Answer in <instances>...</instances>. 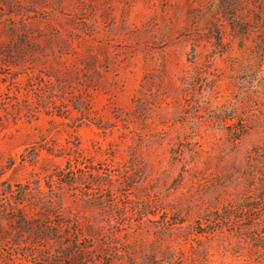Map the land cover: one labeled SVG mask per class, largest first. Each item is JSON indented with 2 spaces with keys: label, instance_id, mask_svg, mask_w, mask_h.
Instances as JSON below:
<instances>
[{
  "label": "rangeland",
  "instance_id": "1",
  "mask_svg": "<svg viewBox=\"0 0 264 264\" xmlns=\"http://www.w3.org/2000/svg\"><path fill=\"white\" fill-rule=\"evenodd\" d=\"M263 22L264 0H0V181L16 188L39 179L46 189L47 176L67 161L114 179L131 174L136 186L121 195L125 209L118 224L112 221L116 245L132 251L137 264L149 263L155 236L147 217L159 215H141L130 199L139 208L145 193L153 203L203 201L233 174L225 131L210 116L234 110L264 119ZM24 43L25 59L19 53ZM92 55L101 69L96 87H86L80 71L67 80L73 94L64 100V114L54 107L31 112L38 99L28 82L33 72L69 73ZM162 65L181 93L194 85L190 95H180L182 120L170 126L116 118L132 107L143 76ZM78 88L88 92L89 114L70 101ZM148 102L154 103L152 95ZM166 102L173 104L170 97ZM162 128L167 131L157 133ZM33 150L31 163L26 155ZM70 193L66 210L92 221L98 210L73 202ZM172 245L185 251L181 264H189L190 241L177 238ZM208 262L264 264L233 236L213 239Z\"/></svg>",
  "mask_w": 264,
  "mask_h": 264
},
{
  "label": "trees",
  "instance_id": "2",
  "mask_svg": "<svg viewBox=\"0 0 264 264\" xmlns=\"http://www.w3.org/2000/svg\"><path fill=\"white\" fill-rule=\"evenodd\" d=\"M234 23L232 19V28L236 27ZM215 37L221 40L220 35ZM28 45L19 47L21 55ZM80 71L87 78L86 87L98 85L101 69L95 55L82 59L69 73L33 72L28 82L38 99L31 112L54 107L58 115L64 114L68 110L63 109L67 106L64 100L73 94L66 89L67 80ZM193 86L181 93L162 65L143 76L130 110L115 116L125 123L152 118L159 124L170 122L172 126L182 120L180 116L185 109L180 95H190ZM78 91L77 96H70V101L74 108L89 114V104L83 97L88 92L81 88ZM150 95L154 103L148 102ZM167 97L173 101L171 106ZM210 117L221 123L226 134L225 153L233 156L236 169L217 193H206L203 201L153 203L145 193L139 208L137 201L130 199L141 215H159L155 219L147 217L154 224L155 236L147 264H181L185 251L180 247L173 249L172 245L177 238L190 241L189 264H209L213 239L230 236L264 262V119L251 113L243 118L234 110ZM166 131L162 128L157 133ZM26 157L33 163L37 152L33 150ZM131 178L128 174L114 179L111 173L99 171L95 166H72L67 161L64 167L47 176L46 189L39 179L17 183L16 188L7 180L0 181V264H12L15 259H23L24 264H137L132 251L117 247V229L112 223H119L118 215L125 209L121 195H129L126 191L136 186ZM115 181L119 183L117 186ZM68 191L73 202L98 210L92 221L86 215L66 210ZM231 192L235 197L220 201L221 196ZM123 256L127 259L123 260Z\"/></svg>",
  "mask_w": 264,
  "mask_h": 264
}]
</instances>
